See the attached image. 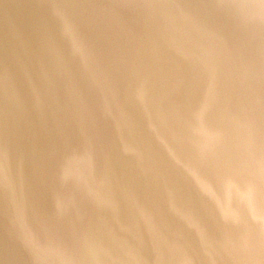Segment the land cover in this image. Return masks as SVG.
Instances as JSON below:
<instances>
[{"label":"water","instance_id":"95a60500","mask_svg":"<svg viewBox=\"0 0 264 264\" xmlns=\"http://www.w3.org/2000/svg\"><path fill=\"white\" fill-rule=\"evenodd\" d=\"M0 264H264V0H0Z\"/></svg>","mask_w":264,"mask_h":264}]
</instances>
